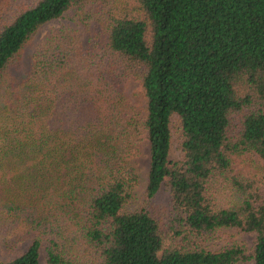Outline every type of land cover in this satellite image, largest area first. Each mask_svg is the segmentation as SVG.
Here are the masks:
<instances>
[{"label": "trees", "instance_id": "1", "mask_svg": "<svg viewBox=\"0 0 264 264\" xmlns=\"http://www.w3.org/2000/svg\"><path fill=\"white\" fill-rule=\"evenodd\" d=\"M144 140L166 220L127 209ZM244 156L264 160V0H0V250L24 240L0 264H264Z\"/></svg>", "mask_w": 264, "mask_h": 264}, {"label": "rangeland", "instance_id": "2", "mask_svg": "<svg viewBox=\"0 0 264 264\" xmlns=\"http://www.w3.org/2000/svg\"><path fill=\"white\" fill-rule=\"evenodd\" d=\"M67 18H55L48 21L47 23L41 25L37 30L33 38L24 46L23 55L21 57V62L19 63V68H23L27 65L30 53L33 49L34 44L46 33V31L54 26L59 25L60 23H65ZM127 92H137L138 84L135 80H128L125 84ZM143 105V103H141ZM171 140L169 148V156L172 158L178 157L180 155L178 138H179V126L176 118H172L171 121ZM255 160V161H254ZM134 164L137 168V181L133 188L132 199L127 204V209H132L140 205H145L155 216L159 217L161 220H166L167 217H170L171 211L169 206L168 197L164 191L160 188L157 190L155 195L147 199L145 196V182L148 169V151L146 141H141L139 145V154L134 160ZM247 165V166H246ZM244 169L245 171H250L255 177L258 183L264 185V160L251 158L248 159L244 156ZM253 241V233L240 232L232 228H224L218 230L215 235L213 242L218 244H230L231 242H240L245 245V247H250ZM24 244L23 241H19L12 252L1 251L0 256L2 258H7L13 253L19 251ZM42 264H48L43 255L40 257ZM243 264H251L250 261H246Z\"/></svg>", "mask_w": 264, "mask_h": 264}]
</instances>
